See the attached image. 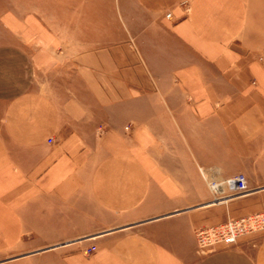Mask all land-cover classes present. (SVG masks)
Masks as SVG:
<instances>
[{
    "label": "crops",
    "instance_id": "1",
    "mask_svg": "<svg viewBox=\"0 0 264 264\" xmlns=\"http://www.w3.org/2000/svg\"><path fill=\"white\" fill-rule=\"evenodd\" d=\"M258 211L264 0H0V264H264L195 237Z\"/></svg>",
    "mask_w": 264,
    "mask_h": 264
},
{
    "label": "built area",
    "instance_id": "2",
    "mask_svg": "<svg viewBox=\"0 0 264 264\" xmlns=\"http://www.w3.org/2000/svg\"><path fill=\"white\" fill-rule=\"evenodd\" d=\"M170 16V12L165 14ZM224 187L232 191V195H242L249 191L246 178L243 173H238L233 177L223 181ZM211 189L217 190V185L211 181ZM255 232H264V211H258L235 218H229L223 222L202 225L195 231L196 244L201 253L214 249L219 243L224 245L235 244L242 235ZM94 249L91 244L84 249L89 254Z\"/></svg>",
    "mask_w": 264,
    "mask_h": 264
},
{
    "label": "rangeland",
    "instance_id": "3",
    "mask_svg": "<svg viewBox=\"0 0 264 264\" xmlns=\"http://www.w3.org/2000/svg\"><path fill=\"white\" fill-rule=\"evenodd\" d=\"M110 38V37H109ZM151 53H149V55H150ZM207 187H208V189L210 188L211 189V181H209V180H207ZM197 249H198V247H197ZM198 251H199V249H198Z\"/></svg>",
    "mask_w": 264,
    "mask_h": 264
}]
</instances>
